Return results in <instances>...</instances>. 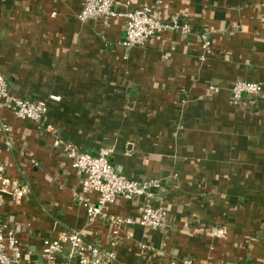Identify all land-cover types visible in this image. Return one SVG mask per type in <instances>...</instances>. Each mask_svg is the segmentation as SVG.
<instances>
[{
    "label": "crops",
    "instance_id": "obj_1",
    "mask_svg": "<svg viewBox=\"0 0 264 264\" xmlns=\"http://www.w3.org/2000/svg\"><path fill=\"white\" fill-rule=\"evenodd\" d=\"M112 1L117 17L82 22L83 0H0V73L14 95L46 103L54 128L0 105V162L28 186L16 202L2 196L1 218L31 259L63 229L108 247L111 223L89 222L75 201L81 178L57 137L85 153L111 149L130 180L161 182L152 204L167 226H122L118 263L264 264V0ZM144 6L190 32L122 47L123 15ZM236 81L262 91L234 106ZM141 202L117 199L107 215L137 220Z\"/></svg>",
    "mask_w": 264,
    "mask_h": 264
},
{
    "label": "built area",
    "instance_id": "obj_2",
    "mask_svg": "<svg viewBox=\"0 0 264 264\" xmlns=\"http://www.w3.org/2000/svg\"><path fill=\"white\" fill-rule=\"evenodd\" d=\"M117 16L112 0H83L78 19L85 22ZM123 17L124 36L120 45L124 48L142 47L145 42L167 30H180L185 34L190 32L188 25H179L174 20L165 21L156 11L146 6L127 12ZM199 38L201 48L207 51L210 48L208 37L202 34ZM261 91V83L236 81L230 88L231 103L239 106L244 102V96H257ZM0 105L9 108L18 119L35 123L44 133L54 132L53 126L45 123L46 103L14 95L1 73ZM54 146L81 178L80 193H74L73 196L84 208L88 221L93 222L98 218H107L110 221L108 247L102 249L94 242L88 241L81 231L63 229L55 238H43L37 257L31 259L16 232L7 226L0 214V264H120L116 259L115 248L120 243L122 226L140 225L159 231L165 229L168 223L166 209L160 204H152V191L160 189V181H135L122 176L110 161L111 149H100L96 154L85 153L72 143L57 137L54 139ZM27 191L28 186L22 181L12 179L8 175L6 163L0 162V211L3 195H8L11 201L16 202ZM90 195H95L94 201ZM117 199H141L139 218L134 220L129 217L108 216L106 208L113 205ZM224 233L223 230L215 229L212 235L221 238ZM182 264H192V261L183 259Z\"/></svg>",
    "mask_w": 264,
    "mask_h": 264
},
{
    "label": "rangeland",
    "instance_id": "obj_3",
    "mask_svg": "<svg viewBox=\"0 0 264 264\" xmlns=\"http://www.w3.org/2000/svg\"><path fill=\"white\" fill-rule=\"evenodd\" d=\"M225 234V233H224Z\"/></svg>",
    "mask_w": 264,
    "mask_h": 264
}]
</instances>
